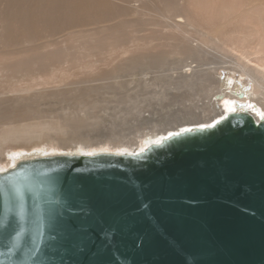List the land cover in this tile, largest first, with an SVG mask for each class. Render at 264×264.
Returning <instances> with one entry per match:
<instances>
[{
    "label": "water",
    "instance_id": "water-1",
    "mask_svg": "<svg viewBox=\"0 0 264 264\" xmlns=\"http://www.w3.org/2000/svg\"><path fill=\"white\" fill-rule=\"evenodd\" d=\"M216 121L144 152L39 154L0 170V264H264V122ZM72 177L83 251L52 240Z\"/></svg>",
    "mask_w": 264,
    "mask_h": 264
},
{
    "label": "rangeland",
    "instance_id": "rangeland-1",
    "mask_svg": "<svg viewBox=\"0 0 264 264\" xmlns=\"http://www.w3.org/2000/svg\"><path fill=\"white\" fill-rule=\"evenodd\" d=\"M14 1L27 11L32 8L35 13L44 14L42 9L36 10L34 7L41 0ZM6 7L7 0H0V40L2 37L5 40L2 28L9 25L1 17L2 9ZM251 7L253 10H248ZM85 9L88 10L81 15L82 20L71 26L49 30L45 23L41 26L38 23L40 32L34 36L29 33V25L24 24L15 45L0 44V92H5H1L4 95L0 94V99L16 98L18 95L28 99L38 93L40 96L34 97V101L41 114L59 117L73 110L78 96L89 91L92 96L88 97L98 104H94L87 114L91 121L99 122L96 128L90 125L81 129L80 140L87 142V145L91 142L86 153L113 150L118 145L121 146L115 148L114 152L124 151L122 147L134 138L132 131L142 128V131L148 132L156 127V122L159 133H156V128L152 132L162 136L163 131V136H166L183 129L212 124L226 115L223 105H212V99L217 100L219 95L210 94V90L218 93L227 87L223 86L225 82H232L229 78L240 77L238 71H230L231 68L235 69L232 66L239 61L240 55L224 48L221 43L203 44L201 34L215 35L218 31V35L227 37L238 32L236 36L226 39L242 40L238 36L242 34L240 31L249 28L250 24H245L247 17L252 21L264 19V0H88ZM180 20L189 21L194 26H190L189 32H186L184 26L177 28L174 25ZM16 23L11 28L17 26L19 30L21 25ZM186 64L195 69L191 73L195 72V77L183 82L181 79L189 68L184 66ZM32 85L37 87L29 93L11 91ZM91 87H97V90L91 91ZM210 106L213 109L216 106V113L211 108V111L207 109ZM188 107H192L191 114ZM150 123L155 126L152 127ZM166 127L170 130H166ZM3 129L0 127V133ZM114 129L115 135L112 133ZM113 135L119 137V140L113 139V143L124 141L102 147L106 144L104 138L112 143V138H116ZM47 136L49 141L58 140L70 146L76 144L71 133L59 135L50 131ZM93 142L98 145L94 147ZM45 143L43 141L34 149L47 151ZM47 147L48 151L58 150L53 146ZM12 149L8 155L11 158L27 152L25 148Z\"/></svg>",
    "mask_w": 264,
    "mask_h": 264
},
{
    "label": "bare ground",
    "instance_id": "bare-ground-1",
    "mask_svg": "<svg viewBox=\"0 0 264 264\" xmlns=\"http://www.w3.org/2000/svg\"><path fill=\"white\" fill-rule=\"evenodd\" d=\"M49 2H51V3L49 4ZM87 3H88V0H75V2L72 0H41L40 2L34 4V7L36 10L42 9L44 14H37L34 12V10L32 8H30L29 11H27V10L23 9L22 5L18 4L16 1L7 0V7L5 10L2 9L3 14L1 17H3L4 22L9 23V25L7 24L6 26H4L2 28L3 29L2 32L5 33V35H4L5 40H3V37H2V40H0V44H2L3 46H6L7 44H9V45L14 44L15 45L16 42H18V40L20 38V34L24 30L23 29L24 24L29 25L27 28H29L30 35L33 34L34 36H38L39 32H40L39 29L37 28L38 23L40 24V26L42 23H45L44 24L45 27H48L49 30H58V29H61L63 27L65 28V26H68L70 24L76 23V22H78V20H82L83 17L81 15H84L86 13V11L88 10V9H85L87 7ZM245 3H247V1ZM166 5H164V6H166ZM146 8H148V7H146ZM250 9L253 10L252 7L249 8L248 10H250ZM157 10H159V8ZM254 10H257V9H254ZM159 12L161 13V11H159ZM95 13L98 14V10H96ZM101 14H102V12H101ZM99 16H100V14H99ZM162 16H164V15L162 14ZM96 18H99V17H96ZM247 20H248V22H245V24L246 23L250 24L248 30H245L243 32L240 31V33H242V34H240L239 36L237 35L238 37L241 36L240 38L242 40H234V39L233 40L232 39L227 40L226 39V38H231L230 36L237 34L238 33L237 31H236L237 33H235V34L232 33V34H230V36L228 35L227 37H225L223 34H221L222 36H224V38H222V36L218 35L219 34L218 31L215 32V35L212 32H211L212 34H209V33L204 34L202 32L203 34H201V38H202V43L205 45L206 44L207 45L212 44V43H214V44H220L221 43L222 45H224V48H226V49L229 48V49H231V51H234V52L236 51V53L238 52L240 55V56H238L239 61L237 63H235V66H232V67H235V69L229 68L230 71L231 70H234L236 72L238 71L240 74V77H232V75H231L232 78L231 79L229 78V80H232V82H229V81L225 82L223 86H227V87H224L222 90H220L218 88L217 90L218 91L220 90L218 93H217V91L214 92L213 90H210L213 92L212 93L208 90V92H210V94L219 95V97H217V100H215L216 98L212 99L213 103H214L212 105H216L218 103L223 105V108L225 109L223 111H225L226 113H230L227 110L229 108H235L236 112L248 111L252 115H254L256 117V119L259 120V117L255 115V112L249 109V105H254L256 109L264 111V19L260 18L257 21H252V19L247 17ZM15 21H17L16 24L21 25V28L19 30H17V26L14 29L11 28V26L14 27ZM174 25L177 28L184 26L186 28V32H189L188 29L190 26H194L193 23H191L189 21H185V20L184 21L180 20V21L176 22ZM246 27H248V26L246 25ZM246 27H245V29H247ZM198 33H199V31H198ZM199 35H200V33H199ZM26 37H25V39H26ZM240 38H238V39H240ZM6 39L8 40L7 41L8 43L6 42ZM190 64L184 65V66H188L189 68L187 71L185 70L186 73L181 79V81H183V82H186V81L188 82V80H190V78L192 80L193 77H195V76H193V74H195V72L191 75V73L193 71H195V69ZM253 66L256 69H254ZM237 74L238 73H236V75ZM252 83H253V85H252ZM36 87L37 86H33V85L23 87V88L17 87L15 89H11V91L12 92L29 93V92L33 91ZM96 88L97 87H91L90 89H91V91H94V90H97ZM1 92H0V94H1ZM2 93H5V92H2ZM240 93H244V94L242 96H240ZM1 95H4V94H1ZM220 95H222V96H220ZM18 96L16 98H14L15 96H13V97H9L7 99H0V127H4L3 132L0 133V164H1L0 166H2V167H0V170H4L8 167H11L15 163V161H17L18 159H21L23 157H29V156H33V155H39V154H48V153L86 152V151H88V149H86V148H87V146H90L91 142L89 143V145H87V142L80 140L81 129L89 127L90 125L91 126L95 125L94 127L96 128V125H98L97 123L99 122V120H96L97 121L96 123L94 121H91V117L87 114L88 111L91 109V107L95 106L94 104H98V103H96L97 101L95 102V100L93 98H92L93 100H91V97H88V96H92V95H90L89 91L86 90L85 93H82L81 95H79L78 101L74 100L75 103L76 102L77 103L74 105L75 107L73 108V110L69 111V113H67L66 115L64 114L63 116H59V117L51 116V115H50L51 116L50 117V116H48V114H46V115L41 114L39 106L38 107L35 106L37 104V102L34 101V97L36 98V97L40 96V95H38V93H35L34 95H32L34 97H32V98L30 97L31 99L30 98L24 99L21 95H18ZM46 97H48V96H46ZM210 98H211V96H210ZM175 101H176V99H175ZM71 102H72V100H71ZM2 103H5L7 105L3 106ZM210 104H211V102H210ZM25 106H26V108H25ZM216 106L214 109L212 108V106L208 107L207 109L209 110L211 108V110L213 109V112H215V111H217ZM202 107H205V106H202ZM191 108L192 107H190L188 109L190 114L192 112ZM190 109H191V111H190ZM211 110H209V111H211ZM46 112H50V111H46ZM50 113H53V112H50ZM193 114H195V113H193ZM201 115H203V113ZM216 116H218V115H216ZM146 119H148V118H146ZM142 120H144V122L147 121L144 119V117ZM147 123H149V122H147ZM133 124H135V123H133ZM140 124L142 125V127L145 126V125H143L144 123H142V122ZM155 124L157 127V122ZM159 125H161V124H159ZM131 126H130V128H131ZM151 126L153 127L155 125H153V123H152ZM148 127H149V129L151 128L150 126H147V128ZM156 127H153V129ZM121 129H123V128H121ZM135 129H138V128H135ZM168 129L169 128L166 127V130H168ZM96 130H98V129H96ZM139 130H140V128H139ZM152 130L145 132L144 130L142 131V128H141L140 131H136V132H135V130H134V132L132 131L133 137H134L132 139V142L130 140H129L130 142L125 141V143L129 142L132 144H129V143H127V145L125 144L124 147H122L125 150L123 151L121 149L122 150L121 152H133V153L140 152L141 149H145V147L149 143H151L152 141L157 140V139L162 138V137H165V136H163V135H165L162 133L163 131L161 132V130H159L161 132L162 136H158V134L156 135V133H159V132H157V128L155 129L156 133L152 132ZM164 130H165V128H164ZM50 131H55L59 135H65V134L71 133L73 136V141L76 144L73 146L72 145L70 146V145H66L65 143H61V141H58V140L49 141V139H47V137H48L47 134ZM112 131H114V132H112L114 134L115 129ZM125 131H126V129H125ZM165 132H167V131H165ZM119 133H121V132H119ZM110 137H112V136L110 135ZM110 137H107V138H110ZM114 137H116V138H112L111 142L113 141V139L119 140V139H117L119 137H117V136H114ZM122 137H125V136L123 135ZM130 138H132V137H130ZM104 139L106 140V138H104ZM105 140H104V142H106V144L103 142L104 144L102 147H104L105 145H106L105 147H107L108 146L107 144L113 145V144H116V142H119V141H116V142L114 141V143L112 142L110 144L108 141H105ZM43 141L46 142L45 143L46 146L44 148H47V151L35 150L34 149L35 146L41 145V143ZM120 141H121V139H120ZM122 141H124V139ZM121 142H119V143L121 144ZM95 143H94V147L96 145H98ZM47 146H53L55 149H58V150H49L48 151L49 147H47ZM120 146L121 145H118V147H115V148H119ZM99 147H100V145H99ZM12 148H18V149L19 148H25V150H27V152L19 153L14 158H11L8 155L11 154L10 152H11V150H13ZM91 148H93V147H91ZM18 149H17V151H18ZM114 149L113 150H106V151H113L114 152ZM94 152H95V150H94Z\"/></svg>",
    "mask_w": 264,
    "mask_h": 264
},
{
    "label": "snow or ice",
    "instance_id": "snow-or-ice-1",
    "mask_svg": "<svg viewBox=\"0 0 264 264\" xmlns=\"http://www.w3.org/2000/svg\"><path fill=\"white\" fill-rule=\"evenodd\" d=\"M249 109L255 112L259 120L264 122V111L256 109L254 105H249ZM229 112H234L235 108L227 109ZM220 121H216L219 124ZM216 124L202 125L201 128L207 129L215 127ZM192 129H183L181 132L169 133L168 137H162L152 144L162 146L164 141L174 137H178L185 132H191ZM151 147V145H149ZM145 149H141L144 152ZM123 154V153H122ZM86 155H95V153H86ZM66 179L61 180L62 187L66 184ZM81 191V183L77 177H72V182L67 184V190L64 195V209L59 212L55 218L54 227L57 230V236L52 237L54 242L59 241L62 245L68 248H73L78 251H83L85 247V230L83 224L80 222L84 216V202L74 198ZM17 196L20 195L19 189H15Z\"/></svg>",
    "mask_w": 264,
    "mask_h": 264
}]
</instances>
